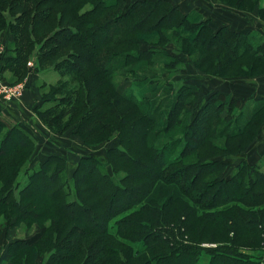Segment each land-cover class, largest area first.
<instances>
[{
    "label": "trees",
    "instance_id": "trees-1",
    "mask_svg": "<svg viewBox=\"0 0 264 264\" xmlns=\"http://www.w3.org/2000/svg\"><path fill=\"white\" fill-rule=\"evenodd\" d=\"M161 26L173 29L179 47L194 52L212 75L245 67L248 57L264 64L257 31L215 28L210 18L171 0H0V30L9 27L15 35L0 72H12L15 82L30 69L73 74L72 81L47 87L39 115L54 125L70 112L86 137L100 131L111 136L116 122L121 137L106 159L82 155L69 179L61 153L26 170L35 138L0 113V217L10 225L49 219L38 240L7 244L10 264H27L40 251L47 264H264V170L241 159L228 174L223 160L251 142L264 97L236 117L241 97L218 103L226 94L220 91L189 114L199 98L192 83L179 87L167 109L156 89L139 97L133 87L157 78L148 64H173V54L162 47L170 33ZM120 71L123 83L115 81ZM75 81L78 86L70 87ZM59 108L63 113L47 118ZM221 139L225 149L217 144ZM211 144L220 148L209 152ZM171 222L188 241L175 244ZM166 226L169 235L159 231Z\"/></svg>",
    "mask_w": 264,
    "mask_h": 264
},
{
    "label": "rangeland",
    "instance_id": "rangeland-1",
    "mask_svg": "<svg viewBox=\"0 0 264 264\" xmlns=\"http://www.w3.org/2000/svg\"><path fill=\"white\" fill-rule=\"evenodd\" d=\"M132 1L133 0H127V2ZM171 1L175 5H179L186 12L196 10L204 18H210L211 24L215 28H218L223 24H230L234 28L244 32L254 30L261 35L260 39L264 41V0H256L257 3L253 1L254 5L251 4L252 2L243 3L241 6L239 4L240 2H237L238 0H231V2H227L226 0ZM215 20H217V22H215ZM160 28L169 31L170 33L169 38L166 39V42L162 47L173 54V64L171 66H167L165 61H159L156 64H148V67L151 68V70L157 72V78H155L156 80L154 83L144 82L133 87V91L139 97L148 95L151 89H156L159 94V100L165 101L164 105L165 109H167L174 99L179 87L184 83H192L199 87V98L197 103L194 107L189 108V114H192V112L196 113L203 103L206 102L207 98L210 95H213L215 91L220 94L218 91L223 92L225 88L233 90L240 88L254 91H261L260 89L264 90V64L256 61L254 62L252 58L248 57L243 60V64L246 65L245 67L234 65L230 70L224 69V71L219 74L212 75V73H214L213 70L208 71L206 70V67L202 68L199 66L200 63L195 62L198 58H195L193 55L194 52L190 53L179 47V44L177 43L178 36L174 33L173 29L166 28L165 26H161ZM53 29L54 28H50L44 32L48 31L47 33H50ZM179 36L181 35L179 34ZM14 39L15 35L9 27L0 30V57L5 50L11 48V44ZM202 57L204 56L202 55ZM33 58L35 57H32L31 60L28 61V67L30 68L34 66ZM221 58L222 60L225 59L223 57ZM12 77V72L8 70H4L2 73L0 72V101L5 104L4 106L13 109L16 113L18 112L19 115L25 117V122L31 126V129H26L34 136L37 145L35 152L26 166V170H32L37 167L42 160L53 153H61L67 158V175L69 179H71L73 171L82 155H96L99 158L106 159L108 156L107 150L120 144L121 137L119 131L116 129L119 124L116 122H114V131L111 136H106L105 134L107 133L100 131L92 133L91 136L86 137V128H81L82 123H80L78 119H70V112H64L65 114L62 116L63 118H60L59 123L54 125H49L39 115L38 106L43 105L42 101L45 94L44 92H46V90L48 91L47 87H49L50 84L72 81L73 77H75L73 74L60 76L58 72L48 67L42 72H33L30 69V71L26 74V77L20 81H12ZM125 77L126 76H124V74H121V71L117 72L115 74V81L117 83H123L125 81ZM78 84L79 82L75 81L70 87L78 86ZM68 89L69 88L66 87V89L58 91L55 93V96L63 94L64 91ZM232 96L234 95L226 92L225 95L223 94V98H221L218 103L221 101L229 102ZM247 96H241L243 102L241 106L237 107L233 111L234 117H236L235 114L240 112L248 102L251 101L249 106L253 107L254 102H256L255 100L260 99L259 97L256 98L253 95H250L249 97ZM61 108L54 111L53 114L47 118L49 119L53 115L63 113L61 112ZM1 111L2 110H0V113ZM182 114L183 118H186L184 113ZM3 117L10 123H13V118L9 116L6 117L5 115ZM259 118V126H257L256 129H253L254 133H252L253 136L251 142L243 148L244 151L237 154V156H223V160L228 164V170L226 171L228 174L234 171L241 159H247L251 163H257L261 169L264 170V108ZM162 119H164V114L162 115ZM91 126L92 125H90V127ZM77 128L79 129L78 131H76ZM225 141L226 139H221L220 141H217V144H220V146L225 149ZM232 141L234 140H230V142ZM210 146L212 147L207 148L209 152H216L218 150L217 148H220L215 147L214 144H211ZM230 148L238 150L237 146ZM256 153H262L263 155L249 158V155H256ZM220 156H222V154ZM26 170L24 169V172H22V182L26 178ZM128 213H125L124 215H127ZM48 220H46L44 225L39 223H31L29 225H10L1 216L0 264H10V261H8L9 257L5 252L7 244L17 239L24 238L32 239L33 241L38 240L46 231V226L49 225ZM169 224H171V227L173 228L174 239L176 240L175 244L181 243L178 242L179 240L182 242L188 241L186 233H182L180 230L178 231L174 222ZM169 228L170 227L166 226V228L164 227L161 229L160 227L159 231L165 232L169 235ZM150 230H147L144 233ZM90 238H95V236L88 237V239ZM170 240L171 239L169 238V241ZM128 243L139 245L141 242ZM141 246L145 247L144 243H141ZM92 250L93 248H91L90 251ZM83 253L84 256L87 254L85 250ZM46 261L47 254L40 251L37 258L35 260H29L27 264H47Z\"/></svg>",
    "mask_w": 264,
    "mask_h": 264
},
{
    "label": "crops",
    "instance_id": "crops-1",
    "mask_svg": "<svg viewBox=\"0 0 264 264\" xmlns=\"http://www.w3.org/2000/svg\"><path fill=\"white\" fill-rule=\"evenodd\" d=\"M220 19V18H219ZM215 22H217V20H215ZM230 23V22H229ZM225 88V87H224ZM220 89V88H219ZM261 91H258V90H256V91H254V90H249V89H242V88H240V89H237V90H233V89H228V88H225V90H223V92H227V93H229V94H232V95H234V96H237V97H241V96H247V95H253V96H255L256 98H263V96H264V90L263 89H260ZM34 93V92H33ZM249 96H247V97H249ZM242 98V97H241ZM40 104V103H39ZM5 104L3 103V102H1L0 101V110H2L1 111V113H2V115L4 116H6V117H11V118H13V123H18V124H20L21 126H23V127H25V128H27V129H31V126H29L25 121H26V119H25V117H22V115H19L18 114V112L16 113L13 109H11V108H9V107H7V106H4ZM37 105V104H36ZM263 153V152H262ZM262 153H256V155H252V156H250L249 155V158H251V157H254V156H262L263 154ZM258 154V155H257ZM243 158V157H242Z\"/></svg>",
    "mask_w": 264,
    "mask_h": 264
},
{
    "label": "built area",
    "instance_id": "built-area-1",
    "mask_svg": "<svg viewBox=\"0 0 264 264\" xmlns=\"http://www.w3.org/2000/svg\"><path fill=\"white\" fill-rule=\"evenodd\" d=\"M1 58V57H0Z\"/></svg>",
    "mask_w": 264,
    "mask_h": 264
}]
</instances>
